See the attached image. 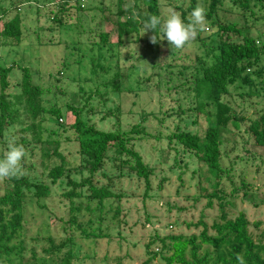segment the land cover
Here are the masks:
<instances>
[{
	"label": "rangeland",
	"instance_id": "374dc122",
	"mask_svg": "<svg viewBox=\"0 0 264 264\" xmlns=\"http://www.w3.org/2000/svg\"><path fill=\"white\" fill-rule=\"evenodd\" d=\"M63 1L0 0V62L13 68L9 92L18 113L17 123L6 134H14L26 149L25 176L33 182L49 183L45 168L61 163L56 150L68 166H80L78 144L72 141L73 109L82 112L88 125L100 130L128 131L143 124L147 136L135 147L154 172L149 190L135 175L127 172L120 176V170L111 166L104 171L105 177L95 176L97 186L110 187L122 196L119 201L108 200L101 214L83 210L79 220L86 223L93 219L87 233L97 232L100 238L85 239L69 224L71 203L65 194L71 188L66 180L52 185V194L42 202L44 208L28 198L25 264L43 259L49 264L64 263L71 248L65 246L59 252V245L71 236L75 242L72 264H166L163 257L170 255L164 247L169 244L167 239L199 235L204 224L213 233L212 225L221 220V204L230 218L245 212L254 239L264 242V147L257 145L249 132L251 120L264 112V85L255 76L258 70L264 72V52L261 63L249 73L254 85L239 81L223 98L238 126L230 123L222 134L225 173L216 188V180L194 154L176 142L170 143L167 137L177 128L203 136L213 122L196 116L197 100L188 87L195 83L202 66L212 62L214 52L210 48L219 42L216 30L207 24V30L191 47L173 51L167 40L153 45L149 39L152 33L143 35L142 30L140 39L133 36L123 47L108 51L98 43L100 34L108 30L117 37L118 22L128 17V13L121 16L119 12L133 8L134 0ZM159 3L161 14L176 11L187 20L191 0ZM196 3L209 9L211 0ZM56 13L67 19L57 29L51 19ZM16 15L22 20L24 42L2 43L3 22ZM217 17L221 24H233L241 30L242 36H231L233 41L250 36L263 47L264 3L251 1L244 8L234 0H218ZM22 68H30L34 83L45 90L41 105L46 110H61L60 118L47 112L34 119L28 112L17 85ZM6 147L4 143L0 153ZM87 175L75 177L81 180ZM8 186L7 180L0 182V196ZM75 204L86 205L84 198ZM100 216L102 221H97Z\"/></svg>",
	"mask_w": 264,
	"mask_h": 264
},
{
	"label": "trees",
	"instance_id": "16d2710c",
	"mask_svg": "<svg viewBox=\"0 0 264 264\" xmlns=\"http://www.w3.org/2000/svg\"><path fill=\"white\" fill-rule=\"evenodd\" d=\"M234 1L244 8H248L251 1L264 3V0ZM217 3L218 0H211L209 9H206V19L207 24L216 30L219 42L210 48L214 52L212 62L207 66H202L195 83L188 87L192 89L197 100L196 116L206 117L205 119L213 121L215 124L212 122L203 136L179 128L167 136L170 143L176 142L187 153L194 154L208 171L209 176L216 180L214 184L216 188L225 173L221 163L222 134L230 123L238 126L236 118L229 116L230 106L224 102L223 98L229 94L230 87L239 81L240 84L254 85L250 82L252 80L249 78V73L261 63L264 52V45L261 48L260 42L254 37L244 36L241 37V41L231 39L232 35L242 36V32L236 25H224L219 22ZM196 5V0H191L189 11L191 12ZM127 13V19L120 20L117 24V37L116 35L111 36L108 30H104L100 34L98 43L103 50L109 51L111 47L115 46L121 48L125 41L131 40L133 36L140 39L144 21L152 14H161L159 0H134L133 8L127 12L123 10L119 12L121 16ZM51 19L55 23L56 29L58 25L62 27L67 23L65 16L59 17L57 13ZM149 32L154 34L152 31ZM23 35L22 20L19 15L3 22L2 43L21 44L24 42ZM207 55H209L208 52ZM119 66L120 62L117 60L116 67L119 68ZM12 71L13 68L5 67L0 62V147L5 143L3 137L6 131L18 121V113L13 107L12 94L9 92L12 86L10 81ZM255 76L259 80L258 83L264 85V72L258 70L255 72ZM33 80V71L30 68H22V78L17 82V85L28 112L34 119L47 112L60 118L61 110L54 108L46 110L41 105L45 90L35 84ZM115 81L119 82L120 76ZM116 89L120 90V88ZM73 113L76 120L72 126L74 129L72 141L78 144L77 153L81 160L80 166H68L67 160L56 150L54 153L60 157L61 163L51 168H45L49 183L33 182L25 175L20 179L7 180L8 190L0 196V264H25L27 199H33L38 207L44 208L45 204L42 202L52 194V185H57L59 181L66 180L67 186L71 188L65 194L71 203V219L68 222L85 239L100 238L101 234L87 233L88 229L93 226V219H89L86 223L81 222L79 218L82 216L83 210L92 214H101L105 211L108 200L119 201L122 198L121 194L114 193L110 187L97 186L94 183L96 175L101 174L105 177L104 171L108 166H111L115 170H120V176L128 172L143 181L147 190L151 188L154 168L145 162L142 154L135 147V143L137 144L140 138L147 136L143 124L133 125L128 131L120 128L105 131L88 125L82 117L81 111L73 109ZM249 132L253 134L257 145L264 147V112L251 120ZM68 140L71 141V139ZM2 154L0 153V156ZM46 156L53 157L48 154ZM85 173L88 175L81 180L76 178ZM85 189H87L86 192ZM213 194L222 200L223 197H219L217 192H213ZM83 198L85 206L75 204V200L82 201ZM92 206L94 207L92 208ZM220 207L221 220L212 225L213 233H210L209 227L204 224V229L199 235L171 236L167 239L169 244H166V240L162 241L163 244H166L164 247L168 248L166 250L170 254L163 257L166 264H237V253L244 257L246 264H264V242L254 239L250 232L251 223L246 213L241 211L233 219L228 217L224 211V204H221ZM117 211L119 214V208ZM97 221H102L101 216ZM49 241L53 242V239L49 238ZM65 246H70L71 250L64 263L61 264H72L75 257V242L72 236L65 243L59 245L58 251H62ZM28 263L49 264V261L43 259L39 262Z\"/></svg>",
	"mask_w": 264,
	"mask_h": 264
},
{
	"label": "clouds",
	"instance_id": "9594fccd",
	"mask_svg": "<svg viewBox=\"0 0 264 264\" xmlns=\"http://www.w3.org/2000/svg\"><path fill=\"white\" fill-rule=\"evenodd\" d=\"M206 30V9L199 3L188 14L187 20L179 12L171 11L167 15L152 14L143 23V35L149 31L154 33L149 37L153 45L167 40L172 51L191 47L198 35ZM3 139L7 147L0 156V182L20 179L26 174L23 167L26 149L17 142L14 134H5ZM236 261L237 264H246L239 253Z\"/></svg>",
	"mask_w": 264,
	"mask_h": 264
}]
</instances>
